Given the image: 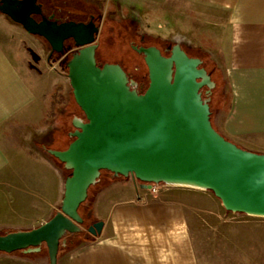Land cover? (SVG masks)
I'll list each match as a JSON object with an SVG mask.
<instances>
[{"label":"water","instance_id":"95a60500","mask_svg":"<svg viewBox=\"0 0 264 264\" xmlns=\"http://www.w3.org/2000/svg\"><path fill=\"white\" fill-rule=\"evenodd\" d=\"M0 13L29 35L44 39L51 54H62L72 40L77 49L66 63L73 100L83 114L71 120L72 140L64 150L42 148L66 175L59 211L30 230L0 235V253L45 245L49 264H57L66 234L82 231L80 206L102 172L131 178L143 189L211 192L230 213L264 219V154L243 149L212 126L209 95L215 88L200 58L189 57L176 42L164 57L154 46L134 47L143 56L149 84L138 93L118 64L96 62L99 27L93 22L52 21L37 0H0ZM103 222L86 228L101 234ZM64 245V242L62 243Z\"/></svg>","mask_w":264,"mask_h":264},{"label":"crops","instance_id":"0c3cea01","mask_svg":"<svg viewBox=\"0 0 264 264\" xmlns=\"http://www.w3.org/2000/svg\"><path fill=\"white\" fill-rule=\"evenodd\" d=\"M173 1L208 22L216 35V52L227 93V108L219 110L216 130L237 146L264 154V0ZM35 100V93L0 41L1 180L11 167L5 152V132L34 107ZM53 132L47 136L50 138ZM48 159L57 166L49 164L53 174L46 178L50 188L46 205L40 194L28 190L11 193L2 202V208L8 211L2 217L4 229L30 230L55 214L58 162ZM40 169L43 168L36 166L33 170L37 181L23 173L24 178L18 177V182L27 180L40 185ZM15 208L21 216L9 213ZM86 217L92 222H103L101 234L92 241L83 236L64 242L57 264H201L203 244L228 223L237 220L242 227L256 228L257 221H264L227 212L211 192L165 188L152 194L131 178L112 176L94 192ZM0 264L49 262L47 252L37 248L19 255L0 253Z\"/></svg>","mask_w":264,"mask_h":264},{"label":"rangeland","instance_id":"374dc122","mask_svg":"<svg viewBox=\"0 0 264 264\" xmlns=\"http://www.w3.org/2000/svg\"><path fill=\"white\" fill-rule=\"evenodd\" d=\"M86 1L91 3L97 1L100 5V10L97 12L99 33L96 36L99 43L98 54L108 62H120L129 70H131V62H138L136 60L140 58V55L129 49V40L134 30L138 34L145 35L148 43L151 44L162 45V42H168L174 45L179 42L191 52L194 49L199 50L200 52L197 51V53L203 57L200 59L204 63V68L216 81L209 105L211 123L213 127H218L221 114L219 110L225 111L227 108V93L216 52V35L208 22L197 17L194 11L185 9L182 4L173 0ZM50 5L44 9L46 11L59 10L71 22L84 21V6L79 0H53L52 7ZM90 7L87 10L92 13ZM0 41L36 97L34 107L28 110L24 117L11 123L5 132V152L10 158L11 167L3 177L4 179H0L1 235L12 232L1 227L2 217L8 213L2 208V202L9 196L28 190L36 195L40 194L43 198L42 204L46 205L45 201L49 198L50 190L47 179L50 174H53V169L49 164L52 167L57 165L48 159V157L51 158L50 156L45 155L41 143L50 132L54 131L43 147L51 150L66 148L70 144L69 135L73 132L70 119L72 115L75 116L74 112L79 108L73 100L66 77V63L71 57L66 49L70 48V43L66 45L62 54L57 57L54 54L50 55L49 45L44 39L27 34L21 26L11 22L1 13ZM141 67V73L146 74L145 64L143 63ZM58 128L61 130H56ZM36 166L43 168L40 169L39 174V178L42 177L40 185L37 182L28 183L27 180L24 181L25 179H23L24 182H18V177L24 178L23 173H26V176L29 174L32 177L31 180L37 181L38 175L33 174ZM56 169L58 172V202L55 206V213L59 211L63 183L65 175H68L67 171L64 175L59 163ZM110 176L109 172L101 173L99 183L88 191V201ZM9 213L13 217L21 216L17 208ZM83 220L82 231L76 234H66L60 243V250H62L63 242L87 237L86 228L91 221L88 218ZM257 222L258 227L245 228L240 225L239 221L234 220L233 223H228L225 228L219 230L215 236H210L200 252L201 264H264V221ZM40 248L46 252L45 245Z\"/></svg>","mask_w":264,"mask_h":264},{"label":"flooded vegetation","instance_id":"af4514ba","mask_svg":"<svg viewBox=\"0 0 264 264\" xmlns=\"http://www.w3.org/2000/svg\"><path fill=\"white\" fill-rule=\"evenodd\" d=\"M79 1L85 7V8L83 7V10H84V21H82L81 23L87 24L89 22H93L97 27H99L98 26V20H97L98 19L97 18V16H98L97 12L100 10V5L97 4V1H93L92 3L88 2L86 0H79ZM37 4L40 6L42 13H41V15L34 16L36 21H38V22L41 21L42 17L49 18L50 16H53L52 21H56L58 24L59 23H63V22H70L66 18V16L64 15L63 12H61L59 10H53V9L50 10V11H46L44 9V7L49 6L50 4H51L50 6L52 7L53 0H37ZM88 7L91 8V11H92L93 14L90 12V10H87ZM70 10H71V8H70ZM89 13H91V14H89ZM129 41H130L129 42V49L132 50L133 52H135L136 54H138V53L133 49L134 47L139 48V47L154 46V47H156L157 49L160 50L161 54L164 57H168L170 55L171 48L174 46L173 44H169L168 42H162V45L161 44L148 43L146 36L142 35V34H138V32L136 30L133 31V34L131 35V38H130ZM69 43H70V48H68V49L65 48V49H66V52H69L70 55H72L74 52H76L77 49L74 47L72 40L66 41L64 47H66V45L69 44ZM135 43H137V45H134ZM180 46H181V49H183V51H185V53L189 57H192L190 55V49L184 48L183 45H181V44H180ZM98 52H99V43H98V49L96 51V62H97V65L99 67H101L104 64H118V65L121 66V68L126 73L129 81H132V82H134L136 84V90H137L138 93H143L147 89L148 84H149L148 73H146V74H142L141 73V68H142L141 66L144 63L143 56L141 54H138V55H140V58L138 60H136L138 62L133 61V62L130 63V68L132 70L131 71L127 67H124L123 64H121L120 62H108L104 57L99 56ZM50 55H53V54L50 53ZM194 58H198V57L195 56ZM146 70H147V67H146ZM205 92H206V88H203L202 89V98L209 97L210 100H211L212 91H211V93L209 95H206ZM74 114H75V116H77L79 118H82L84 120V122H86L85 118H84L83 114H81L80 110L76 109V112H74ZM48 140H49V136H46L45 140L41 143V148H43L44 144ZM66 148H62V150L66 149Z\"/></svg>","mask_w":264,"mask_h":264},{"label":"trees","instance_id":"16d2710c","mask_svg":"<svg viewBox=\"0 0 264 264\" xmlns=\"http://www.w3.org/2000/svg\"><path fill=\"white\" fill-rule=\"evenodd\" d=\"M195 51V52H194ZM197 51H199V50H197V49H194L193 50V52H191L190 51V55L193 57H195V56H197L198 58H201V59H203V57H201L198 53H197ZM200 52V51H199ZM56 54H54V56H55ZM56 57H57V55H56ZM202 67H204V63L202 64ZM207 73H208V75L211 77V80L215 83V86H216V81H215V79H213V77H212V75H211V73L209 72V71H207ZM214 90V89H213ZM213 90H212V93H211V95L213 94ZM74 117V115H72V117H71V119H70V123H71V120H72V118ZM210 120H211V117H210ZM213 126V125H212ZM215 128V127H214ZM56 130H61L60 128H58V129H56ZM215 130H216V128H215ZM70 141H71V139H70ZM111 174V173H110ZM68 175H70V172H68ZM67 175V176H68ZM111 176H112V174H111ZM91 204H92V198L88 201V198H87V200L85 201V203H83L81 206H80V208H79V214L81 215V217L84 219H86L87 217V211L90 209V207H91ZM83 206V208L81 209V207ZM93 223H95V222H90L89 224H88V226H87V228L89 227V226H91ZM87 240H89V241H92V240H94V238H92V237H89V238H87ZM63 241V239L61 240V242ZM60 242V243H61ZM40 248V247H39ZM34 249H37V248H34ZM28 250H32V249H28ZM28 250H24V251H19V252H16V253H22V252H27ZM46 252H47V249H46ZM59 252H60V247H59ZM59 252H58V255H59Z\"/></svg>","mask_w":264,"mask_h":264},{"label":"built area","instance_id":"2783aa9c","mask_svg":"<svg viewBox=\"0 0 264 264\" xmlns=\"http://www.w3.org/2000/svg\"><path fill=\"white\" fill-rule=\"evenodd\" d=\"M165 188H167V187H165L164 185H162V184H159V185H152L150 188H148L147 190L149 191V192H151L152 194H156V193H158L159 191H161V190H163V189H165Z\"/></svg>","mask_w":264,"mask_h":264}]
</instances>
